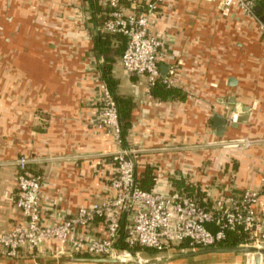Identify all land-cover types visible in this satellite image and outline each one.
I'll return each instance as SVG.
<instances>
[{
	"label": "crops",
	"instance_id": "obj_1",
	"mask_svg": "<svg viewBox=\"0 0 264 264\" xmlns=\"http://www.w3.org/2000/svg\"><path fill=\"white\" fill-rule=\"evenodd\" d=\"M151 1L139 0L140 8ZM106 20L100 0H0V232L25 222L16 206L21 156L43 178V222L58 224L112 194L121 146L113 127L97 125L107 85L95 40L107 34L99 29ZM150 31L176 98L154 97L148 77L127 73L121 56L112 65L117 94L135 104L127 142L138 179L151 167L165 192L171 179L185 180L205 207L229 193L257 191L264 215V37L255 20L238 8L223 16L218 0H163ZM118 46L112 39V50ZM242 106L250 108L248 122L234 127ZM215 115L227 119L222 137ZM91 228L105 234L101 223ZM67 250L47 242L15 259L0 255V264H91ZM238 255L235 262L249 264Z\"/></svg>",
	"mask_w": 264,
	"mask_h": 264
},
{
	"label": "built area",
	"instance_id": "obj_2",
	"mask_svg": "<svg viewBox=\"0 0 264 264\" xmlns=\"http://www.w3.org/2000/svg\"><path fill=\"white\" fill-rule=\"evenodd\" d=\"M218 1L223 16H230L234 8L240 9L245 17L255 20L264 37V20L255 12L257 4L264 3V0ZM162 2H148L142 9L139 0H100L107 20L99 29L127 38L121 56L123 69L130 75L147 76L150 88L158 83L172 88L171 77L161 73L164 58L161 42L150 31V20ZM124 3L129 4V12ZM102 107L97 125L113 127L121 146L113 156L118 173L110 185L112 194L80 208L77 215L58 224H48L41 217L43 178L33 172V162L29 158L19 157L16 161V206L25 222L9 232H0L1 256L15 259L23 248L34 251L47 242H57L67 246V252L73 256L115 258L127 263L134 258L132 253L136 257L141 253L133 251L136 248L158 253L170 252L183 244L186 247L180 248L182 252L219 248L228 232L242 236L243 243L239 247L253 245L264 249V215L256 210L260 192L246 190L238 196L229 193L217 199L211 207H205L182 191L173 188L167 192L159 190L156 183L151 191L140 188L136 156L132 149L122 147L117 105L108 89ZM96 223L104 226L103 236L91 234V227ZM121 243L128 249L120 248Z\"/></svg>",
	"mask_w": 264,
	"mask_h": 264
},
{
	"label": "trees",
	"instance_id": "obj_3",
	"mask_svg": "<svg viewBox=\"0 0 264 264\" xmlns=\"http://www.w3.org/2000/svg\"><path fill=\"white\" fill-rule=\"evenodd\" d=\"M259 7V13L257 15L260 16L261 11L264 10V3L260 2L257 4L256 8ZM92 9L93 13L96 15L100 11V8L97 4H92ZM93 14V19L96 21V16L94 17ZM112 39L116 40L119 43V46L116 50H112L111 48V43ZM96 45L99 53L103 56L104 58V64L102 66V76L103 79L107 85V89L110 92L111 96L116 102L117 105V110H118V119H119V125H120V138L122 142V147L124 149H130L128 146L127 142V137L129 134L130 129L132 128V122H131V115H132V110L135 106L134 101L131 98H124L121 97L117 94V88H118V83L117 81L113 78V62H114V56H122L126 46H127V38L121 34H114V35H109V34H100L96 38ZM151 93L154 97L161 99V100H167V99H173L178 96L179 92L176 89L169 88L166 85L162 83L156 84L154 87L151 88ZM39 175V173H37ZM140 188L151 191L154 186H155V180L153 176V168L147 167L146 171L143 174V179L138 180ZM171 184L173 186V189L182 191L186 193L187 195H191L194 193V188L186 184L185 180H178V179H171ZM125 220L122 221L121 224V237H124V226H125ZM243 243V238L242 236L233 233V232H228V237L225 241L219 244L218 247L221 248H237ZM120 248L123 249H128L124 243L119 244ZM186 244H183L180 246V248H185ZM179 248V249H180ZM133 251L138 252L141 251L143 253L147 254H155L156 251L152 249H139L136 248Z\"/></svg>",
	"mask_w": 264,
	"mask_h": 264
},
{
	"label": "water",
	"instance_id": "obj_4",
	"mask_svg": "<svg viewBox=\"0 0 264 264\" xmlns=\"http://www.w3.org/2000/svg\"><path fill=\"white\" fill-rule=\"evenodd\" d=\"M259 7L256 8V14L259 13ZM264 20V18H263ZM234 81L231 80V83ZM249 107L242 106L241 107V114L238 118L237 124L234 127H237L239 123H247L249 118ZM213 121L215 123L216 128V135L222 137L226 131V124L227 119L223 118L222 116L215 115L213 117ZM245 254L248 256L249 264H263L264 259V249H259L255 247H237V248H211V249H198L194 250V252L186 255V256H200L205 254ZM135 254L132 253V256L136 258L138 261L139 259L134 256ZM77 262L82 263H91V264H124L122 261L115 259V258H78L75 259Z\"/></svg>",
	"mask_w": 264,
	"mask_h": 264
},
{
	"label": "rangeland",
	"instance_id": "obj_5",
	"mask_svg": "<svg viewBox=\"0 0 264 264\" xmlns=\"http://www.w3.org/2000/svg\"><path fill=\"white\" fill-rule=\"evenodd\" d=\"M134 154V152H133ZM249 247H254L250 245ZM256 248V247H255ZM176 250V251H175ZM170 252H165L156 259L154 255L140 253L138 259L133 258L124 264H244V262H235L234 257L241 256L237 254H205L198 256H186L193 251L188 250L185 252L180 249H175ZM245 257V256H244ZM242 261V260H239Z\"/></svg>",
	"mask_w": 264,
	"mask_h": 264
}]
</instances>
